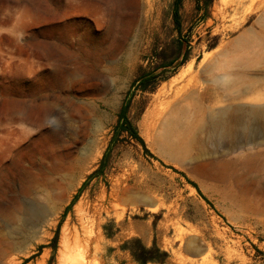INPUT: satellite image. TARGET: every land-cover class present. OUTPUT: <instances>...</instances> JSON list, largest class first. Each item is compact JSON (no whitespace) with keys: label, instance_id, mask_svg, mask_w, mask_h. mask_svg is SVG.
<instances>
[{"label":"rangeland","instance_id":"obj_1","mask_svg":"<svg viewBox=\"0 0 264 264\" xmlns=\"http://www.w3.org/2000/svg\"><path fill=\"white\" fill-rule=\"evenodd\" d=\"M176 6L0 0V264H264V132L204 125L264 106V0Z\"/></svg>","mask_w":264,"mask_h":264},{"label":"bare ground","instance_id":"obj_2","mask_svg":"<svg viewBox=\"0 0 264 264\" xmlns=\"http://www.w3.org/2000/svg\"><path fill=\"white\" fill-rule=\"evenodd\" d=\"M204 119L205 127L211 129L210 139L216 138L220 141L229 139L236 141V139L240 140L243 137L253 139L264 132V106H225L218 110L211 109ZM48 215V210H38V218L42 221H47ZM74 263L83 264V258L76 257Z\"/></svg>","mask_w":264,"mask_h":264},{"label":"trees","instance_id":"obj_3","mask_svg":"<svg viewBox=\"0 0 264 264\" xmlns=\"http://www.w3.org/2000/svg\"><path fill=\"white\" fill-rule=\"evenodd\" d=\"M181 0H177V6L175 9V15H176V19L177 22L180 23V14H179V4H180ZM122 131H127L129 132L132 136H134L135 138H137L138 140L143 141L142 137L139 135L138 129L137 127H135L133 125V123L131 122V120L128 117V99L125 102V105L123 106L121 113H120V120L119 123L116 127V131H115V136L117 137ZM144 253L145 256H141L138 255L136 252H134V255L137 257V259L142 263V264H147V262L149 261H159V262H164L165 259L168 257V253L167 252H163V256L159 257L156 256L154 254V251H159V248H157V246H153L151 248H146L144 246Z\"/></svg>","mask_w":264,"mask_h":264}]
</instances>
